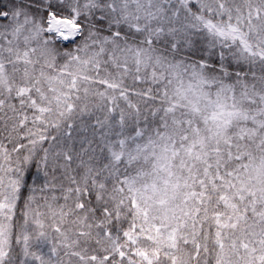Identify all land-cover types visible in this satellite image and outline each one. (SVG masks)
I'll use <instances>...</instances> for the list:
<instances>
[{"label":"snow or ice","instance_id":"obj_1","mask_svg":"<svg viewBox=\"0 0 264 264\" xmlns=\"http://www.w3.org/2000/svg\"><path fill=\"white\" fill-rule=\"evenodd\" d=\"M0 264H264V0H0Z\"/></svg>","mask_w":264,"mask_h":264}]
</instances>
